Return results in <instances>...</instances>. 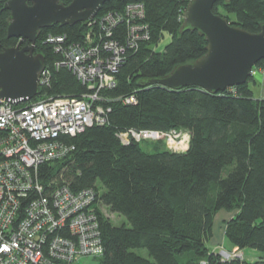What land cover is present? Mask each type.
Listing matches in <instances>:
<instances>
[{"label": "trees", "instance_id": "1", "mask_svg": "<svg viewBox=\"0 0 264 264\" xmlns=\"http://www.w3.org/2000/svg\"><path fill=\"white\" fill-rule=\"evenodd\" d=\"M70 1L62 0L64 5ZM187 1L109 0L95 18L131 2L143 4L149 38L126 48L113 88L100 92L96 103L108 109L104 126L93 124L69 139L70 155L42 168L45 180L65 182L73 193L95 192L103 251L91 264H264V256L222 260L207 246L214 216L223 211L232 213L224 232L231 248L264 253V100L253 96L254 80L219 94L141 86L204 54L203 37L178 33ZM3 4L0 51L18 43L6 38L9 13ZM212 11L251 34L264 22V0L220 1ZM90 29L77 24L41 31L34 52L43 56L50 76L37 98L16 107L48 97L80 99L88 92L72 72L52 68L61 55L43 39L64 34L78 43ZM165 35L170 40L157 51ZM255 68L264 72V61ZM126 98L135 104L123 103ZM130 129L187 132L189 144L181 153L169 151L161 140L122 145L117 135ZM110 214L125 223L115 226ZM142 251L147 257L138 255Z\"/></svg>", "mask_w": 264, "mask_h": 264}, {"label": "built area", "instance_id": "2", "mask_svg": "<svg viewBox=\"0 0 264 264\" xmlns=\"http://www.w3.org/2000/svg\"><path fill=\"white\" fill-rule=\"evenodd\" d=\"M144 19V5L131 2L89 22L91 29L78 43L64 34L44 37L61 55L52 68L69 70L86 87L80 99L48 97L24 107L0 103V264H80L102 254L95 192L73 193L65 182L45 180L42 168L70 155L69 139L93 124L104 126L108 109L96 102L103 89L113 88L126 48L148 40ZM49 68L40 87L47 85ZM123 103L135 104L133 98ZM117 136L122 145L161 140L177 153L189 144L183 131L130 129ZM218 255L238 258L222 250Z\"/></svg>", "mask_w": 264, "mask_h": 264}, {"label": "water", "instance_id": "3", "mask_svg": "<svg viewBox=\"0 0 264 264\" xmlns=\"http://www.w3.org/2000/svg\"><path fill=\"white\" fill-rule=\"evenodd\" d=\"M109 0H7L2 10L6 19V38L17 39L13 47L0 51V103L12 106L31 101L40 93L39 80L45 68L44 58L34 52L41 31L58 25L87 26ZM127 1V0H123ZM231 0H188L178 33L196 32L207 44L204 54L194 61L177 64L167 75L145 80V86L165 90L201 88L219 94L247 83L252 70L264 61V22L258 33H249L214 14L218 2ZM27 42L23 45V42ZM1 46V45H0Z\"/></svg>", "mask_w": 264, "mask_h": 264}, {"label": "rangeland", "instance_id": "4", "mask_svg": "<svg viewBox=\"0 0 264 264\" xmlns=\"http://www.w3.org/2000/svg\"><path fill=\"white\" fill-rule=\"evenodd\" d=\"M169 40H170L169 36L165 35L164 40H162L159 44H157L156 50L162 51L163 48L165 47V44L168 43ZM251 78L255 82L254 86L250 85L253 92V96L264 100V72L255 68L254 74ZM150 146L151 145L148 144V146H145V148H148ZM178 147H180V145H178ZM173 152L176 151L173 150ZM103 212L107 216V212L106 211ZM231 215L232 213H226L220 211L214 216V224L212 228L213 237L211 241L207 243L208 248L213 251H216L217 253H219L220 250L226 251L228 254L235 252V255L238 256L239 259H241L242 257L245 260H249V261L258 260L262 258L264 256V253H260L254 249H242L238 251L235 248H231L230 244H228V242L225 240L224 238L225 224L230 219L229 217ZM109 217L111 223H113L115 226H119L120 224L125 223L124 222L125 220L122 217H118L114 214L113 215L110 214ZM138 255L147 257V254L144 251L139 252ZM92 262L93 260L91 258L80 260V264H91Z\"/></svg>", "mask_w": 264, "mask_h": 264}, {"label": "flooded vegetation", "instance_id": "5", "mask_svg": "<svg viewBox=\"0 0 264 264\" xmlns=\"http://www.w3.org/2000/svg\"><path fill=\"white\" fill-rule=\"evenodd\" d=\"M1 47V46H0ZM24 47V46H23Z\"/></svg>", "mask_w": 264, "mask_h": 264}, {"label": "crops", "instance_id": "6", "mask_svg": "<svg viewBox=\"0 0 264 264\" xmlns=\"http://www.w3.org/2000/svg\"><path fill=\"white\" fill-rule=\"evenodd\" d=\"M213 251V250H212Z\"/></svg>", "mask_w": 264, "mask_h": 264}]
</instances>
